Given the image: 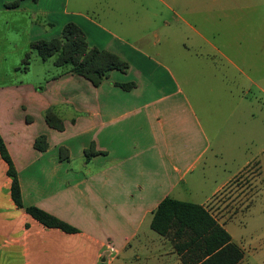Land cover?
<instances>
[{"label": "crops", "instance_id": "1", "mask_svg": "<svg viewBox=\"0 0 264 264\" xmlns=\"http://www.w3.org/2000/svg\"><path fill=\"white\" fill-rule=\"evenodd\" d=\"M9 1L0 0V13L27 18L26 42L56 36L64 23L73 22L88 46L115 53L127 68L109 70L97 85L59 67L51 73L42 70L36 82L29 66L19 69L24 54H18L10 69L21 76L0 81V136L22 204L36 205L76 228L66 232L43 225L17 206L0 156V264H97L100 257L105 259V249L118 253L130 245L143 221L149 225L162 197L188 200L186 195L205 182V170H219L221 147L212 140L235 139L248 123L250 133L263 132L264 126L254 121L262 105L257 82L246 73L257 90L249 94V83L243 87L225 70L232 65L243 75L236 60L227 54H202L208 73L199 81L198 70L187 65L184 89L183 68L174 67L176 54L147 49L148 43L156 46L159 41L157 27L172 26L164 10L172 12L178 0H19L16 6H5ZM182 23L194 33L193 41L205 40L195 25ZM166 33L168 29L161 31L165 42ZM129 81L134 85L128 89L116 84ZM48 108L61 119V129L44 120ZM39 134L46 140L43 150L33 146ZM59 147L64 148L61 155ZM259 150L263 156L264 147ZM256 160L246 158L233 170L222 168L224 175L210 177L201 199L189 200L203 205L242 249L236 264H248V254H264V227L247 249L235 237L247 225L242 215L256 188L264 186V173L258 180L252 171ZM249 167L247 176L241 174ZM242 178L250 187L245 208L223 209L220 191L239 185ZM165 239L160 235L156 244L165 245ZM144 242L146 237L139 243ZM168 243L158 254H174L181 264Z\"/></svg>", "mask_w": 264, "mask_h": 264}, {"label": "rangeland", "instance_id": "2", "mask_svg": "<svg viewBox=\"0 0 264 264\" xmlns=\"http://www.w3.org/2000/svg\"><path fill=\"white\" fill-rule=\"evenodd\" d=\"M164 15L168 16L172 26L169 28L163 25V27H157L160 32V34L158 33L159 41L155 43L156 46H151L148 43L147 49L151 53L152 50L157 49L160 54H176L173 59L174 67L179 64V67L183 68V74L180 77L184 79L182 81L184 89L187 88L185 81L187 65L196 72L198 70L200 81L202 75L208 73V70H203L206 59L201 57L202 54H227L233 61L236 60L237 63H240L245 72L243 75L237 74L232 65H225V70L229 75H236V83H242L245 87L250 82L246 73L249 78L257 82L259 86L258 100L262 105L256 110L254 121H257L259 127L264 126V94L261 91L264 89V0H178L177 4H174L173 11L164 10ZM183 20L195 25L196 29L203 33L205 40L195 37L196 40L193 41L194 33L190 28L185 27L182 23ZM12 23L14 25L11 27ZM160 24V21L157 20V25ZM42 27H37L36 31L41 30ZM167 29L169 34H165L168 38L165 42L162 40L161 31ZM27 31V18L23 14L0 13V81L21 76L18 73L14 74L10 66L17 60L18 54L26 52L29 54L28 62L23 65L21 60L18 67L23 70L29 66L30 76L36 79V82L39 81L42 70H47L46 73L56 70L57 66L52 64V57L42 60L29 48V43L25 39ZM150 38L151 35H148V39ZM194 54H198V56ZM241 54L243 59H241ZM223 62L226 61L223 59ZM248 87L249 94L257 92L254 85L249 83ZM253 110L255 109L253 108ZM244 128V134L237 135L235 139L212 140V144L218 142V146L221 147V154L216 160L219 170H205L203 172L206 178L205 182L196 185L191 195H186L188 200L201 199L202 194L210 185V177L218 173L224 175L222 168L233 170L246 158L257 159L252 163L255 165L252 171L258 180L262 179L264 164L259 147H264V130L261 132L259 129L258 132H253L251 129L250 133L249 123ZM250 172L249 167L241 174L246 173L245 176H247ZM243 178L239 180V185L228 184L220 191L223 209L228 210L239 205L245 208L246 200L250 196V187L245 184ZM256 189V195L242 215L247 225L243 231L235 234L236 239L242 242L245 249H247V243L251 245L257 237V232H261L264 227L263 184L261 188ZM238 200H241L240 203L237 202ZM144 237L147 238L148 243L144 242V245H140L139 242ZM157 238H160V235L151 229L144 220L138 232L133 238H130V245L121 248L118 253L105 249V259L101 260L100 257L97 264H177L174 254H158L169 243L165 241V245L163 243L156 244ZM261 239H264V236ZM246 256L248 264H260L261 261H264V254L262 256L255 254Z\"/></svg>", "mask_w": 264, "mask_h": 264}, {"label": "trees", "instance_id": "3", "mask_svg": "<svg viewBox=\"0 0 264 264\" xmlns=\"http://www.w3.org/2000/svg\"><path fill=\"white\" fill-rule=\"evenodd\" d=\"M18 1L11 0L4 5L16 6ZM29 48L42 60L52 57V63L60 68V72L81 75L93 85L99 84L109 70L125 71L127 68V63L115 53L93 45L88 46L83 31L73 22L64 23L56 36L30 40ZM28 57L26 52L22 58L23 65L28 62ZM116 84L124 89L134 85L132 81ZM44 120L55 129L62 128L61 119L49 108L44 111ZM33 146L38 150L46 147L43 134L34 138ZM63 150V147H59L58 154H63ZM0 156L7 164L10 196L17 206L23 207L43 225L58 227L66 232L76 231L74 226L42 208L22 204L16 172L1 136ZM149 226L156 233L168 237L167 240L181 264H236L242 257V249L231 240L226 229L197 202L166 195L152 210Z\"/></svg>", "mask_w": 264, "mask_h": 264}]
</instances>
